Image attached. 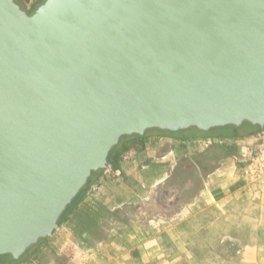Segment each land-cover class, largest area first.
Masks as SVG:
<instances>
[{"label":"water","instance_id":"1","mask_svg":"<svg viewBox=\"0 0 264 264\" xmlns=\"http://www.w3.org/2000/svg\"><path fill=\"white\" fill-rule=\"evenodd\" d=\"M264 129V0H0V264L150 129Z\"/></svg>","mask_w":264,"mask_h":264},{"label":"crops","instance_id":"2","mask_svg":"<svg viewBox=\"0 0 264 264\" xmlns=\"http://www.w3.org/2000/svg\"><path fill=\"white\" fill-rule=\"evenodd\" d=\"M251 138L126 136L108 158L119 175L92 176L53 234L15 264H264V186L246 176ZM202 160L204 177L169 189L179 166ZM156 196L161 204L147 205Z\"/></svg>","mask_w":264,"mask_h":264},{"label":"trees","instance_id":"3","mask_svg":"<svg viewBox=\"0 0 264 264\" xmlns=\"http://www.w3.org/2000/svg\"><path fill=\"white\" fill-rule=\"evenodd\" d=\"M17 1V0H16ZM43 1V0H42ZM41 1V2H42ZM40 2V3H41ZM33 11V10H32ZM32 11L28 12V13H31ZM156 130H160V129H156ZM260 131V127L258 125H253L249 122H244L241 126L237 127V126H233V125H230V126H225V127H217V128H213V129H210L209 131H202L198 128H188V129H184V130H180V131H177V132H172V131H167V130H160V131H164V132H170V133H174V134H177V133H186V132H189L191 131L192 133H197L198 135H210V136H213V137H221V138H225V137H233V136H238V133L241 132V131H246V132H253V131ZM136 135V134H134ZM128 136V135H127ZM120 143V141H119ZM119 143L111 150V152L119 145ZM110 152V153H111ZM206 162L204 160L202 161H199L198 163V166L193 164V163H188V164H182L181 166H179L177 168V170L174 172V175L173 177H176L175 180H178V181H175L176 183H180V182H183V180H187L189 177H197L196 175H198L199 172H203L205 171L206 169ZM98 172L100 171H97V172H92V176H94L95 174H97ZM90 177V179H91ZM89 179V181H90ZM89 181H88V184H89ZM87 184V185H88ZM177 184V185H178ZM86 185V187H87ZM173 183H171L170 186H172ZM86 187H84L80 193L76 196V198L72 201V203L67 207V209L65 210V212L62 214L61 218H60V221L69 213V211L73 208V206L75 205V203L77 202V200L81 197V195L83 194L84 190L86 189ZM45 239V238H43ZM42 240V239H41ZM39 240V241H41ZM34 247L31 246L25 254H27L32 248ZM24 254V255H25ZM22 257L18 260H14V261H11L10 264H15L16 262H18L19 260H21Z\"/></svg>","mask_w":264,"mask_h":264},{"label":"built area","instance_id":"4","mask_svg":"<svg viewBox=\"0 0 264 264\" xmlns=\"http://www.w3.org/2000/svg\"><path fill=\"white\" fill-rule=\"evenodd\" d=\"M252 157L247 166L246 176L253 182H257L264 186V130L252 137L251 145ZM104 176L117 177L118 171L112 166L107 165L104 169ZM96 187H92L89 195L94 194Z\"/></svg>","mask_w":264,"mask_h":264},{"label":"rangeland","instance_id":"5","mask_svg":"<svg viewBox=\"0 0 264 264\" xmlns=\"http://www.w3.org/2000/svg\"><path fill=\"white\" fill-rule=\"evenodd\" d=\"M19 1V4L21 5V7L24 9V10H26L27 12H30V11H32L33 9H34V7L36 6V5H38L42 0H37V1H35V4L34 3H32L31 1L32 0H17V2ZM264 130V129H263ZM262 130H260V131H253V132H251V131H249V132H246V131H241V132H239L238 133V136H242V137H244V136H251V137H254L256 134H258L259 132H261ZM125 137L126 136H124V137H122L121 139H120V141H122L123 139H125ZM252 139V138H251ZM197 177H204L205 176V172H199L198 173V175H196ZM178 183H176V182H174L173 183V185L172 186H170L169 187V189H171V191H181V187H180V185L178 184ZM156 192H158V191H156ZM186 193V192H185ZM153 198L154 197H150L149 198V200L148 201H146V203H147V205H150V204H152L153 205V203L154 202H156V205H159V204H161L160 203V200H159V198H158V196H156L155 197V201H153ZM162 205H163V203H162ZM151 206V205H150ZM164 206V205H163ZM192 264H204V263H199V262H197V263H192Z\"/></svg>","mask_w":264,"mask_h":264}]
</instances>
